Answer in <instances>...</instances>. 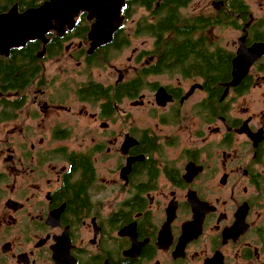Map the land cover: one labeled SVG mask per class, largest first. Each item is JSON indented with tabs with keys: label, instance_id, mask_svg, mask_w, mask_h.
<instances>
[{
	"label": "flooded vegetation",
	"instance_id": "af4514ba",
	"mask_svg": "<svg viewBox=\"0 0 264 264\" xmlns=\"http://www.w3.org/2000/svg\"><path fill=\"white\" fill-rule=\"evenodd\" d=\"M129 1L94 51L81 10L47 43L0 54L39 44L18 88L0 79V264H264V52L234 76L239 51L264 49V0L182 7L206 18L189 55L168 53L177 24L156 30L167 0ZM125 47L128 68L114 63Z\"/></svg>",
	"mask_w": 264,
	"mask_h": 264
},
{
	"label": "water",
	"instance_id": "95a60500",
	"mask_svg": "<svg viewBox=\"0 0 264 264\" xmlns=\"http://www.w3.org/2000/svg\"><path fill=\"white\" fill-rule=\"evenodd\" d=\"M127 0H45L39 6L20 11L15 3L8 11L0 13V54L9 56L11 49L25 46L28 41L42 39L48 42L50 31L63 32L72 29L76 16L81 10H88L90 18L95 19L90 30L91 50L110 43L114 32L123 24L122 8ZM163 0H157L158 8ZM263 47V44H259ZM256 49V48H255ZM43 52V51H42ZM264 52V49L246 57L239 51L234 60L236 84L247 72L252 62ZM41 53V52H40ZM42 55V53H41ZM248 58V59H247Z\"/></svg>",
	"mask_w": 264,
	"mask_h": 264
},
{
	"label": "trees",
	"instance_id": "16d2710c",
	"mask_svg": "<svg viewBox=\"0 0 264 264\" xmlns=\"http://www.w3.org/2000/svg\"><path fill=\"white\" fill-rule=\"evenodd\" d=\"M45 0H0V12L9 9L12 5L17 3L20 9H26L29 7L39 6ZM155 0H130L128 9H132L136 12L138 7H145V8H153ZM192 0H167L164 1L162 4V8L159 10V19L156 21L157 25L161 28H156L158 32H165L169 26L173 24H177L176 26V33L179 35V39L181 40L180 46L178 47H169L168 53L172 52L173 49L179 52V55H189L188 50L192 52L193 46L196 45L194 41V37L191 36L195 25H200L205 23L206 18L203 17H196L191 18L189 17L184 18L181 15L180 9L186 6ZM157 13V12H156ZM155 13V14H156ZM148 21L145 17H141L137 20L138 26H143L147 24ZM139 33L147 34L149 30L146 28H138ZM191 36V37H190ZM37 42H30L26 47L21 49L13 50L11 53L12 61L7 59L0 60V79L2 81V86L4 88H18L21 85L24 77L22 76V72L28 71V68H25V61L19 59L21 56H33L34 50L38 47ZM34 49V50H33ZM203 52L199 51V56L204 57L202 54ZM218 56H222L219 59ZM228 56V55H225ZM220 54H212V73L217 72L219 78H223L225 72L228 70L229 61H226V57ZM209 63V61L207 62ZM16 73H21L20 75H16Z\"/></svg>",
	"mask_w": 264,
	"mask_h": 264
},
{
	"label": "rangeland",
	"instance_id": "374dc122",
	"mask_svg": "<svg viewBox=\"0 0 264 264\" xmlns=\"http://www.w3.org/2000/svg\"><path fill=\"white\" fill-rule=\"evenodd\" d=\"M208 1L209 0H194L193 1V3L189 6V8H188V10L190 11V12H192V11H194V10H207L205 7L207 6V4H208ZM262 2V0H257L256 2H255V7H256V3H258V7L260 6V3ZM143 14H145V11L143 10V9H140V11H139V13L137 14V18L140 16V15H143ZM134 26V22H130L129 24H128V29H130V28H132ZM143 39H145L144 37H138V38H136V39H134L133 40V43H134V45H140L141 43H142V40ZM132 55V53H131V48H124L121 52H119V53H117L115 56H116V58H115V60H114V63L115 64H119V65H122V66H124V67H126V68H128L129 67V63H128V61H127V58L129 57V56H131ZM62 56H64V57H67L68 56V53H64ZM64 59H63V63H62V65H65L64 64ZM52 64H53V69H50L49 71L50 72H56V71H58L59 69H58V67H59V64H57V63H53L52 62ZM132 65V64H131Z\"/></svg>",
	"mask_w": 264,
	"mask_h": 264
}]
</instances>
